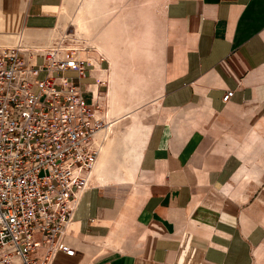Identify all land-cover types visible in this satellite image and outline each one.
Listing matches in <instances>:
<instances>
[{"label": "crops", "instance_id": "1", "mask_svg": "<svg viewBox=\"0 0 264 264\" xmlns=\"http://www.w3.org/2000/svg\"><path fill=\"white\" fill-rule=\"evenodd\" d=\"M65 2L0 0L1 45L46 48L38 46L57 38ZM163 3L161 83L150 125L136 137L139 157L122 180L93 177L63 239L75 253L59 252L53 264H264V0ZM80 59V81L64 75L96 95L99 114L108 102L110 126L135 115L130 93L140 103L145 95L133 91L128 69L127 108L112 115L107 59L95 49Z\"/></svg>", "mask_w": 264, "mask_h": 264}, {"label": "built area", "instance_id": "2", "mask_svg": "<svg viewBox=\"0 0 264 264\" xmlns=\"http://www.w3.org/2000/svg\"><path fill=\"white\" fill-rule=\"evenodd\" d=\"M87 51L69 33L46 48L0 47V264H53L59 252L75 253L63 239L92 187L106 128L96 95L86 103L64 75L80 81Z\"/></svg>", "mask_w": 264, "mask_h": 264}, {"label": "rangeland", "instance_id": "3", "mask_svg": "<svg viewBox=\"0 0 264 264\" xmlns=\"http://www.w3.org/2000/svg\"><path fill=\"white\" fill-rule=\"evenodd\" d=\"M163 1L66 0L58 16V22L53 32L54 37L69 33L88 51L95 49L101 53L108 60L105 61L106 64L103 63L105 64L103 65L104 71H108L109 63H112L114 76L110 80L112 84L108 98L112 115L121 114L127 108L120 102L123 95L121 81L125 68L128 69V72L125 73L126 76L128 73L131 74L130 79L136 84L133 91H141V95H145L144 100L140 103L136 102V98L133 101L134 93H130V104H135L130 113L138 116H127L114 126H110L108 115L104 114V112L108 113V102L102 103V106H106L105 110L100 113L103 115L101 118L106 126V135L101 148H106L108 141L109 146L104 152L101 173L92 175L102 183L106 182L108 180L106 176L112 173L115 178L123 179L127 169L133 167L135 160L139 157L142 144L141 141L136 140V137L141 133L142 128V131L145 132L144 129L149 127L153 117L155 105H151L157 102L161 83L159 73L165 28ZM78 12L81 14L83 12L81 20L76 18ZM1 33L0 35L6 36ZM11 36L10 38H14L13 35ZM1 44L0 42V46H2ZM50 44L38 47H47ZM3 45L8 46L9 44ZM148 55H150L149 58H146ZM126 58L129 60L127 61ZM136 67H138L137 70H133ZM43 77L44 73L40 74L39 78ZM81 83L84 85L85 81ZM106 86L108 87L107 82ZM82 97L86 103L91 101V94L85 90L82 91ZM123 128L125 129L123 130ZM109 129H111L110 134ZM102 135H98V138L100 139Z\"/></svg>", "mask_w": 264, "mask_h": 264}, {"label": "bare ground", "instance_id": "4", "mask_svg": "<svg viewBox=\"0 0 264 264\" xmlns=\"http://www.w3.org/2000/svg\"><path fill=\"white\" fill-rule=\"evenodd\" d=\"M76 18H78V20H79V18H80V12H78V13H76ZM0 23H1V18H0ZM19 34V33H18ZM3 35H6V33H3ZM22 35V34H21ZM18 36V35H17ZM20 37V36H19ZM19 39V38H18ZM17 43H18V41H17ZM16 43V44H17ZM0 47H6V46H4V45H2V46H0ZM34 50V49H33ZM90 51V50H89ZM110 64V69L108 70V71H106V72H104L105 73V76H106V81H107V83H109L110 82V80L112 79V76H111V63H109ZM109 94H110V88L108 87V89H107V92H106V95L105 96H107V98H108V96H109ZM111 94H113L112 92H111ZM105 130H106V128L102 131V132H104V133H99V135L101 136V134H103L102 135V137H101V139H104L105 138ZM108 132H109V134L111 133V129H109L108 130ZM108 133H107V135H109ZM106 142H107V140H106ZM106 145H108L109 146V141L107 142V144ZM108 146L105 148H101V150H100V152H99V154H98V158H97V160H96V162H95V164H94V168H93V170H92V175H99L100 173H101V169H102V167H103V164H104V152L106 151V149L108 148ZM122 180V179H121Z\"/></svg>", "mask_w": 264, "mask_h": 264}]
</instances>
